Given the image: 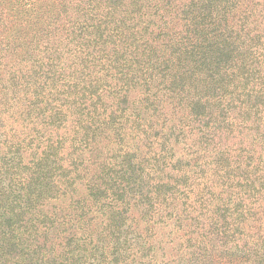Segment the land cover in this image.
<instances>
[{"label":"trees","instance_id":"trees-1","mask_svg":"<svg viewBox=\"0 0 264 264\" xmlns=\"http://www.w3.org/2000/svg\"><path fill=\"white\" fill-rule=\"evenodd\" d=\"M45 1L48 4L41 10L30 7L25 15L26 24L31 25L27 29L32 33L33 46L28 47L33 75L10 70L13 88L0 89V120L1 113H8L12 122L38 120L31 128L33 135L14 140L4 132L3 143L8 147L32 144L33 153L41 149L28 162L21 160L12 172L13 193L6 196L0 191V264H84L93 257L99 241L106 252L97 264L109 263L114 256L121 257L115 246L107 251L117 239L113 217L133 220V207L142 200V217L152 219L160 204L170 206L176 192H184L159 178L143 183L147 157L139 159L140 146L149 147L158 140L164 151L172 152L173 148H166L169 142H189L196 136L198 145L194 148L191 141L190 151L205 153L208 146L217 144L222 128L237 130L229 111H242L245 115L240 118L255 119L259 98L264 96V0ZM2 12L6 7L0 4ZM9 31L6 28L2 34ZM8 43L16 42L5 38L0 41L1 49ZM19 78L26 81L24 87ZM31 85L33 93L18 96ZM134 93H141L142 98L133 100ZM26 100L27 108L22 107ZM143 108L148 113L144 121ZM194 123L196 130L191 126ZM246 127L254 130L252 124ZM258 129V136L263 135ZM131 132H136L139 143L146 141L133 151L125 147V137ZM40 136L43 139L38 141ZM45 154L54 164L51 173L43 176L41 172L49 167L42 162ZM116 157L126 159L129 172H122L113 161ZM226 157L219 154L218 160ZM183 163L201 165L196 160ZM162 168L158 170L164 172ZM255 172L248 169L236 179L240 191L221 190L219 194L207 183L198 191L200 202L219 200L223 205L231 201L240 205L243 198L237 193L247 192L262 208L258 217L261 234L249 228L247 233L243 225L234 226L227 220L225 224L215 222L210 232L213 239L218 234H230V238L209 239L222 249L208 254L210 264H264V175H258L262 182L257 185L256 177L252 178ZM125 173L134 175L139 186L143 184L141 194H132L135 184ZM61 196L69 197L70 212L44 210L46 200ZM244 208L243 214L239 212L243 219L253 212L245 203ZM73 218L77 220L75 230H91L52 240L61 226L63 232L69 230ZM51 233L56 235L51 237ZM99 234L105 235L102 240ZM226 241L234 243L227 248ZM117 258L115 264H121Z\"/></svg>","mask_w":264,"mask_h":264},{"label":"rangeland","instance_id":"rangeland-1","mask_svg":"<svg viewBox=\"0 0 264 264\" xmlns=\"http://www.w3.org/2000/svg\"><path fill=\"white\" fill-rule=\"evenodd\" d=\"M0 4L6 7V12L0 13L5 19L0 22V41L8 38L9 41L14 40L16 42L13 45H9L8 43L4 49H1L2 46L0 47V89L6 92L13 88L11 85L14 82V77L10 73V70H17L20 75L24 74L28 76L32 74L30 71V66L33 62L30 56L31 47H28L29 44L33 46V43H30L32 33L27 29L31 25L26 24L27 19L25 15L27 9L30 7L41 10L40 7L43 4H48V1L0 0ZM10 8H13V10H10ZM6 28L11 29V31L7 35H4L2 31ZM1 44L4 43L1 42ZM23 56H26L25 59L22 58ZM20 69L22 70L21 72ZM19 79L24 87L26 81L22 78ZM9 86L11 87L9 88ZM256 86H261V84H257ZM33 88V85H31L28 89L21 90L18 96H23L24 92L27 91L31 93ZM131 98L138 101V98H142V94L134 93L131 95ZM254 101L256 102L257 99ZM258 102L257 112L254 115L255 119L253 121L252 118L249 119L247 116L240 118L241 115H245L242 111H229L231 120L237 130L234 132H226L227 128H222L224 132L221 133L219 140L216 139L217 144L215 146H208V151L205 153H194L193 149L192 152L190 151L191 141L195 144L194 148L198 145L196 136H191L187 140L189 142H183L181 139L177 142H169L166 148H173L172 152L164 151V146L158 140L154 145L149 147L147 145L140 146L138 151L139 159H142L144 156L147 157L144 162L147 169L142 173L143 183H145V179L148 180V183H155L159 178L163 179L164 182H169L175 188H178L179 191L184 192H176L175 195L177 196H175V201L170 206L160 204L158 213L153 214L152 219L142 217L140 204L144 203L142 200L133 207V220H124L118 216L113 217L111 222L113 226L117 227L113 234L117 239L110 244L107 251L109 252L115 246V249H118L120 252L118 254L122 258L114 256L111 262L109 261V263L105 262L103 264H115L116 258L121 259V262H119L121 264H136L138 261H143L145 264H210L208 254H216L219 250H222L221 248L214 247L213 244L215 243H210L209 240L215 237L214 234H210V232H214L216 227L215 222L225 224L227 220L228 222H232L234 226L238 224L243 225L247 233L249 232L247 228H249L253 232H256L254 234H261L262 222L258 217L261 214L262 208L258 202H253L254 198L251 194L238 192L237 196L243 198V202L240 205L236 201H231L223 205L222 201L219 200H213L212 204H204V202H200L197 195L198 191L200 189L202 190L204 183L213 184V189L219 194H221V190L228 191L232 189L234 192L240 191L241 187L237 185L236 179L244 177L248 169H256V172L252 173V178L256 177L257 185L259 182H262L260 176L264 175V96L260 97ZM28 103L29 101L26 100L22 107L26 106L27 108ZM142 110V120H148L147 108H143ZM1 115L3 119L0 120V166L4 167H0V171H3L4 174H0V191L3 192V195L9 196L12 192V183L14 184L12 172L19 168L21 160L22 164L28 162L31 158L38 156L41 149L38 148V153H33L35 149L32 144L26 145L23 143L17 147L6 146L3 143L5 137L3 135L4 132H6L5 135L7 137L11 136L14 140H23L29 134L31 135V128L36 126L38 120L33 117L24 122H12L13 118L8 117V113H1ZM132 118H134V115H132ZM243 118L245 119L243 120ZM135 119L140 120L139 118ZM31 120H35L36 122H30ZM240 120L241 125H238ZM131 122L129 121L128 124H131ZM250 124L253 125L254 130L246 127ZM191 126L196 130L195 123L191 124ZM256 128H259L258 132H263V135L258 136L255 130ZM134 133L136 132H131V134L125 137V147L130 151L137 150L142 141L144 143L146 142L142 140L139 143L137 138L134 137ZM41 138L40 136L38 141L43 139ZM220 140L221 142H219ZM223 149L226 151L221 153ZM149 150L150 152H148ZM159 153H162V157L159 156ZM153 154H155L154 157H151ZM219 154L221 156L227 155L226 159L220 158L218 160ZM203 155H206V157ZM125 160L116 157L113 161L121 169L123 168L122 172H129L125 170L128 168V162ZM184 160H189L191 163L196 160L201 165L198 167L195 165H186L183 163ZM148 161L152 162V164H148ZM42 162H45L49 166L46 172H41V175L46 176L48 172L51 173L54 162L51 157L46 158V154L43 156ZM28 164L31 165V163ZM161 167H163L164 172L158 170ZM25 171L24 175H27ZM259 174L260 176H258ZM186 175L187 180L184 181L186 179L184 176ZM124 176L134 181L135 185L131 186L133 195L143 192L145 189L143 184L142 187L139 186L138 179L134 175L129 176V174L125 173ZM231 185H233V188H231ZM221 197L225 198L226 195L222 194ZM134 200L131 199L132 202ZM244 203L252 206L253 209L252 213H246L247 217L245 219L239 214V212L243 214L245 211ZM53 205L55 206L54 208H52ZM71 205L72 203L68 196H61L58 198H49L43 203L42 207L44 210H48V212L55 211L58 214L65 215L66 212H70V209H72ZM69 207L70 209H68ZM256 210L257 214L255 215ZM95 215H99V213L97 212ZM98 221H100V216L96 217V222L98 223ZM76 224L77 220L73 218V221L69 223L71 225L69 230L63 232L64 228L62 230L61 226L58 237H53L52 240L62 241L65 235L67 236L72 233L83 234L82 231L88 232V230H91V228L83 230L80 227L75 230L74 227ZM93 229L95 231V227ZM52 235L55 236L56 234L51 233L50 236L52 237ZM229 235L218 234L216 236L217 239H213L211 242L215 240H229ZM236 235L238 233L234 234V236ZM104 236V234H99V240H102ZM52 240L50 239L49 242ZM228 242L226 241L224 244L227 248L234 243L228 244ZM203 245H205L204 248ZM54 246L57 245H53V248ZM105 252L102 250L101 241H99L97 247H95L93 257L89 261L87 259L84 264H97L102 259L101 255ZM128 253L131 254L132 261H130L131 256L128 257Z\"/></svg>","mask_w":264,"mask_h":264}]
</instances>
